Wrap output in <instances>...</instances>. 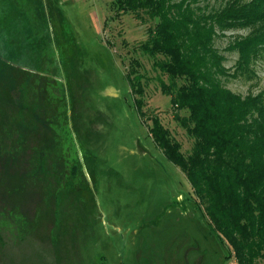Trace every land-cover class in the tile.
Returning <instances> with one entry per match:
<instances>
[{
  "label": "rangeland",
  "instance_id": "1",
  "mask_svg": "<svg viewBox=\"0 0 264 264\" xmlns=\"http://www.w3.org/2000/svg\"><path fill=\"white\" fill-rule=\"evenodd\" d=\"M154 22L112 0H0V264H238L149 133L156 115L183 153L192 145L176 118L187 110L140 47ZM249 30L214 38L230 72L227 45ZM250 59L231 90H264V47Z\"/></svg>",
  "mask_w": 264,
  "mask_h": 264
},
{
  "label": "trees",
  "instance_id": "2",
  "mask_svg": "<svg viewBox=\"0 0 264 264\" xmlns=\"http://www.w3.org/2000/svg\"><path fill=\"white\" fill-rule=\"evenodd\" d=\"M112 3L118 11L155 19L140 47L166 75L167 81L160 78V88L170 95L171 105L187 110V115L176 113V118L191 135L192 145L183 153L179 140L156 115L149 133L165 157L185 172L202 213L228 245L229 255L238 264H260L264 258V90L242 94L231 90L224 79L247 67L264 47V29L255 26L264 21V0L210 9L192 0ZM233 26L250 30L227 45L239 53L230 72L214 38ZM138 83L136 88L132 81V86L142 92ZM136 99L140 107L141 99ZM7 106L5 112L10 111ZM42 120L45 123L38 127L48 131ZM64 164L70 173L76 171L75 164Z\"/></svg>",
  "mask_w": 264,
  "mask_h": 264
}]
</instances>
